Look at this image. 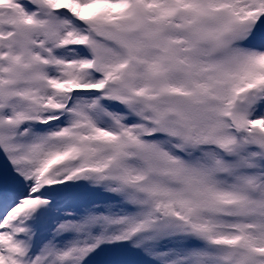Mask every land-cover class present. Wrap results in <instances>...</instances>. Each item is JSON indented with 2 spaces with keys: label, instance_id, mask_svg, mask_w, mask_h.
Listing matches in <instances>:
<instances>
[{
  "label": "snow or ice",
  "instance_id": "6c2138e0",
  "mask_svg": "<svg viewBox=\"0 0 264 264\" xmlns=\"http://www.w3.org/2000/svg\"><path fill=\"white\" fill-rule=\"evenodd\" d=\"M0 264H264V0H0Z\"/></svg>",
  "mask_w": 264,
  "mask_h": 264
}]
</instances>
